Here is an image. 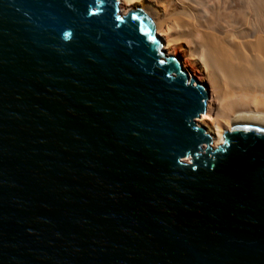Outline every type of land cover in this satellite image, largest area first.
<instances>
[{
    "label": "water",
    "instance_id": "obj_1",
    "mask_svg": "<svg viewBox=\"0 0 264 264\" xmlns=\"http://www.w3.org/2000/svg\"><path fill=\"white\" fill-rule=\"evenodd\" d=\"M207 103L140 8L0 0V264H264V122Z\"/></svg>",
    "mask_w": 264,
    "mask_h": 264
},
{
    "label": "bare ground",
    "instance_id": "obj_2",
    "mask_svg": "<svg viewBox=\"0 0 264 264\" xmlns=\"http://www.w3.org/2000/svg\"><path fill=\"white\" fill-rule=\"evenodd\" d=\"M146 2L119 0V6L124 14V7ZM160 2L144 12L152 16L165 52L178 46L185 66L207 89V108L197 121L208 126L213 147L234 122H264V0Z\"/></svg>",
    "mask_w": 264,
    "mask_h": 264
},
{
    "label": "rangeland",
    "instance_id": "obj_3",
    "mask_svg": "<svg viewBox=\"0 0 264 264\" xmlns=\"http://www.w3.org/2000/svg\"><path fill=\"white\" fill-rule=\"evenodd\" d=\"M162 2V0H153V1H150V0H147V2H146V4L148 5H146V4H135V5H131V6H126V7H124V8H128L129 10H133V9H138V8H140L141 10H143V11H145L146 12V10L148 11V9H150V6H151V4H152V2H153V4H157L158 5V2ZM160 2V3H161ZM144 5H146V6H144ZM156 5V6H157ZM120 6H121V4H120ZM135 6V7H134ZM131 7V8H130ZM158 8H161V10H162V7H158ZM128 10V11H129ZM120 11H121V8H120ZM128 11H126V12H128ZM122 13V12H121ZM148 14V13H147ZM149 15V14H148ZM150 16V15H149ZM151 18H152V16H150ZM173 48L171 49V48H167V50H166V52H167V54L168 55H173L174 56V54H173V51L176 49V51L175 52H179L180 54H181V57H179V60L181 61V64L183 65V67L187 70V72L189 73V78L190 77H193V75L195 76V78H196V75L194 74V72L192 71V69L189 67V66H185V62H184V57L182 56V53H181V51H177V49H178V46H172ZM164 49V48H163ZM166 49V48H165ZM179 50V49H178ZM196 79H198V78H196ZM199 118V117H198ZM198 118H196V121L198 120ZM197 123H198V121H197ZM200 126H202L201 124H200ZM202 127H205L206 128V132L207 133H209L210 135H211V137L213 138V136H212V134L208 131V126H202ZM213 144V143H212ZM188 160V159H187Z\"/></svg>",
    "mask_w": 264,
    "mask_h": 264
}]
</instances>
